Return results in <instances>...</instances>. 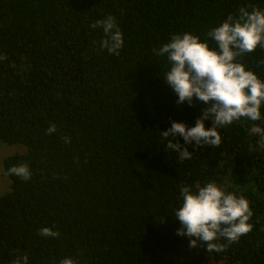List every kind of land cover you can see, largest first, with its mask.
<instances>
[{
  "label": "trees",
  "instance_id": "1",
  "mask_svg": "<svg viewBox=\"0 0 264 264\" xmlns=\"http://www.w3.org/2000/svg\"><path fill=\"white\" fill-rule=\"evenodd\" d=\"M249 3L264 9V0H0V142L27 147L4 160L12 186L0 196V264L23 253L29 264H264V146L252 130L264 129V105L261 121L221 128L219 147L190 145L193 158L180 162L159 131L194 127L204 105L177 104L162 77L170 65L153 53L174 33L203 42ZM109 15L124 34L118 56L90 27ZM261 61L259 48L241 58L264 81ZM22 163L28 181L9 174ZM209 182L254 213L253 231L219 253L177 235L181 188ZM43 227L59 237H42Z\"/></svg>",
  "mask_w": 264,
  "mask_h": 264
},
{
  "label": "clouds",
  "instance_id": "2",
  "mask_svg": "<svg viewBox=\"0 0 264 264\" xmlns=\"http://www.w3.org/2000/svg\"><path fill=\"white\" fill-rule=\"evenodd\" d=\"M92 29H102L104 38L99 42L101 49L118 56L123 49L124 34L116 18L109 15L90 25ZM211 38L214 47H210ZM264 49V9L254 3L241 6L238 15L229 14L224 22L208 31L205 40L184 32L174 33L169 42L154 48L153 53L166 57L169 70L162 76L178 96L177 104L196 102L204 105L202 115L196 119L195 126L189 127L182 122H171L167 131H159L166 150L178 155L180 162L191 160L197 149L205 146L217 148L222 143L219 131L242 118L261 121V108L264 105V81L241 62L246 54ZM7 59L0 56V60ZM264 63V61H261ZM211 120L212 127L206 128L205 122ZM52 124L47 133L56 132ZM260 134L259 143L264 146V129L253 127ZM183 138L181 144L179 138ZM176 141L175 143L173 141ZM70 142V138L66 139ZM15 175L28 181L32 173L27 163L14 165L9 169ZM182 205L175 211V218L182 227L177 235L186 236L190 247L205 248L207 252H222L227 246L236 243L242 236L253 231L250 223L254 215L250 202L242 195L227 193L215 182L198 187L181 188ZM42 237H59L60 233L48 227L39 230ZM226 240L227 244L220 243ZM11 264H29L27 253L18 254ZM60 264H79L72 258H64Z\"/></svg>",
  "mask_w": 264,
  "mask_h": 264
},
{
  "label": "rangeland",
  "instance_id": "3",
  "mask_svg": "<svg viewBox=\"0 0 264 264\" xmlns=\"http://www.w3.org/2000/svg\"><path fill=\"white\" fill-rule=\"evenodd\" d=\"M27 153V147L22 144L8 145L0 142V196L11 191L12 181L4 170V160L14 155Z\"/></svg>",
  "mask_w": 264,
  "mask_h": 264
}]
</instances>
